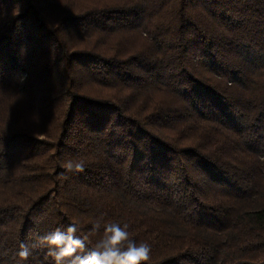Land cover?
Listing matches in <instances>:
<instances>
[{"label": "trees", "instance_id": "trees-1", "mask_svg": "<svg viewBox=\"0 0 264 264\" xmlns=\"http://www.w3.org/2000/svg\"><path fill=\"white\" fill-rule=\"evenodd\" d=\"M77 2L0 0V264L111 222L140 264H264V0Z\"/></svg>", "mask_w": 264, "mask_h": 264}, {"label": "clouds", "instance_id": "clouds-1", "mask_svg": "<svg viewBox=\"0 0 264 264\" xmlns=\"http://www.w3.org/2000/svg\"><path fill=\"white\" fill-rule=\"evenodd\" d=\"M68 170H82V163L69 161ZM101 227L95 222L92 232ZM103 235L88 247L89 235H77L78 225L70 223L66 229L57 228L40 237L38 243L47 249V255L52 257L54 264H140L149 259L150 245L129 238L128 225L118 222L105 223ZM31 249L27 244H21L19 256L27 258ZM69 257V259H65Z\"/></svg>", "mask_w": 264, "mask_h": 264}, {"label": "rangeland", "instance_id": "rangeland-1", "mask_svg": "<svg viewBox=\"0 0 264 264\" xmlns=\"http://www.w3.org/2000/svg\"><path fill=\"white\" fill-rule=\"evenodd\" d=\"M75 2H77V4H75L76 6V11H80V10H85L84 8L90 6V5H95L94 3L96 2H102V1H107L109 3H115V2H123L125 0H74ZM72 9H74V7H71ZM58 12L59 11H56V12H50V15L52 14V16L56 17L58 15ZM121 39V44L122 46L124 45L125 43V47H129V48H134V47H140L143 43L142 39L139 37V38H134V39H129L126 41L127 37L125 35H121L120 37ZM73 43L75 44V46L77 45V47H82L83 45V40H72ZM79 41V42H78ZM132 41V42H131ZM78 42V43H77ZM92 90H96L95 87L92 88Z\"/></svg>", "mask_w": 264, "mask_h": 264}]
</instances>
